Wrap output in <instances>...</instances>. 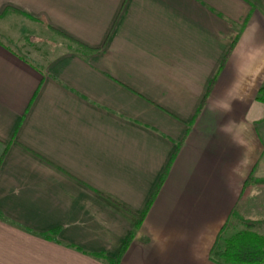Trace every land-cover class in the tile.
Returning a JSON list of instances; mask_svg holds the SVG:
<instances>
[{"label":"crops","instance_id":"1","mask_svg":"<svg viewBox=\"0 0 264 264\" xmlns=\"http://www.w3.org/2000/svg\"><path fill=\"white\" fill-rule=\"evenodd\" d=\"M0 15V264H110L130 234L118 264H220L245 181L264 180V0Z\"/></svg>","mask_w":264,"mask_h":264},{"label":"trees","instance_id":"2","mask_svg":"<svg viewBox=\"0 0 264 264\" xmlns=\"http://www.w3.org/2000/svg\"><path fill=\"white\" fill-rule=\"evenodd\" d=\"M234 45H235V42L230 47L225 59L221 63L219 67V71L223 68L227 60V57L232 51ZM215 80H216V77H214L211 80L206 96L201 103L198 113L201 111L207 99L208 93L210 92ZM256 99L260 103L264 104V84L259 88ZM178 146H180V144ZM254 187L264 188V180H255L251 176H249V178L245 181L243 188L241 190V193L239 196V202L245 201L249 197L250 192ZM147 209H148V206L141 213V215L138 216L137 225H140V223L142 222ZM239 220H240L241 225L244 227L243 230L234 233L228 238L223 237V234L226 232L228 228V224H225L219 231L217 240L215 242V245L213 246V250L216 249V247L218 248L221 247V254L219 256L220 264H263L264 263V236L259 235L258 233L252 232L250 231V229L254 228L259 223L264 224V221L260 222V221H253V220H245L241 217H239ZM131 236L132 235L130 234L129 237H127L126 240L124 241L117 258H115L114 260L106 259L110 264H118L119 258L121 254L124 252L125 248L127 247L131 239Z\"/></svg>","mask_w":264,"mask_h":264},{"label":"rangeland","instance_id":"3","mask_svg":"<svg viewBox=\"0 0 264 264\" xmlns=\"http://www.w3.org/2000/svg\"><path fill=\"white\" fill-rule=\"evenodd\" d=\"M254 189L256 190L255 193H253ZM257 189L261 190L257 191ZM250 195L245 201L239 202V205L236 207L234 214L231 218V223L227 228L226 232L223 234L224 238H228L234 233L244 229V227L240 223L239 217L245 220H253L260 222L264 221V189L254 187L251 190ZM250 231L264 236V224L259 223L254 228L250 229ZM219 250H221V247H219Z\"/></svg>","mask_w":264,"mask_h":264}]
</instances>
